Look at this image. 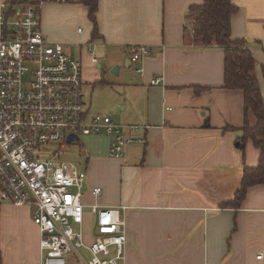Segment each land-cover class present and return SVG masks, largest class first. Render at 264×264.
I'll list each match as a JSON object with an SVG mask.
<instances>
[{
	"label": "crops",
	"instance_id": "obj_1",
	"mask_svg": "<svg viewBox=\"0 0 264 264\" xmlns=\"http://www.w3.org/2000/svg\"><path fill=\"white\" fill-rule=\"evenodd\" d=\"M203 2L100 0L97 39L85 5L41 6L43 34L82 61L83 87L114 81L127 112L122 124L148 126L145 143L127 146L119 158L110 156L106 135L89 136L79 164L87 170L86 204L128 206L127 264H264V184L250 187L240 208L223 207L240 188L244 167L258 165L260 151L252 141L239 148L244 93L223 86L224 49L185 39L190 8ZM233 2L239 12L232 34L255 55L264 95V0ZM139 47L151 52L133 62ZM115 66L117 81L104 71ZM197 86L207 88L197 93ZM95 186L103 189L98 198ZM33 216L30 206L0 205V264H41Z\"/></svg>",
	"mask_w": 264,
	"mask_h": 264
},
{
	"label": "built area",
	"instance_id": "obj_2",
	"mask_svg": "<svg viewBox=\"0 0 264 264\" xmlns=\"http://www.w3.org/2000/svg\"><path fill=\"white\" fill-rule=\"evenodd\" d=\"M43 3L0 0V205L33 208L41 234V264H127L128 206L86 204L87 170L62 160L60 149L49 146L67 141L70 134L102 132L109 139L110 156L119 158L127 146L145 143L148 126L120 125L109 115H89L84 108L83 63L43 34ZM150 52L136 48L132 61ZM92 62H99L97 56ZM102 192L99 186L91 189L95 198ZM81 250L90 254L88 260Z\"/></svg>",
	"mask_w": 264,
	"mask_h": 264
},
{
	"label": "trees",
	"instance_id": "obj_3",
	"mask_svg": "<svg viewBox=\"0 0 264 264\" xmlns=\"http://www.w3.org/2000/svg\"><path fill=\"white\" fill-rule=\"evenodd\" d=\"M65 2H78L87 7L88 17L93 24V39L99 38L97 15L100 0H65ZM238 12L239 7L233 0H204L201 5L191 6L188 16L189 25L185 27V39L188 44L197 48L224 49L223 86L226 89L241 90L244 93V125L243 134L238 138L239 148L244 150L247 142L252 141L260 151L258 165L244 167L240 188L232 200L223 204V207L234 208L241 207L250 187L264 184V95L260 87L255 55L247 46L245 39L234 38L232 34L233 17ZM262 70L264 74V68ZM206 88L197 86L196 92L200 93Z\"/></svg>",
	"mask_w": 264,
	"mask_h": 264
},
{
	"label": "rangeland",
	"instance_id": "obj_4",
	"mask_svg": "<svg viewBox=\"0 0 264 264\" xmlns=\"http://www.w3.org/2000/svg\"><path fill=\"white\" fill-rule=\"evenodd\" d=\"M137 64V63H136ZM33 67V65H31ZM104 68V67H103ZM106 74L109 77H112L117 81L119 75L112 73L109 68H105ZM124 70L126 68L124 67ZM130 71L133 75H136L135 68L132 67ZM28 77L31 78L32 72L27 74ZM111 81V80H110ZM114 81L110 85H102L97 84L95 86L92 85H84L83 92H84V108L86 111H90L92 115L101 114V115H111L116 123L120 125H125L123 123V116L127 113L125 110L122 109V104H118V101L121 100L120 92L121 86L114 85ZM118 84V83H117ZM80 139L78 141H74L72 143H68L66 140L53 143L49 147L51 149H60L61 159L72 162L74 164L79 165L80 162L83 160L84 156L87 153V142L90 139L89 136L91 135H98L103 136L105 133H93L90 135H85L82 132L79 133ZM106 142V140L104 141ZM90 226H93V222L88 221ZM88 225V226H89ZM81 253L84 259L88 260L90 258V254L85 251L81 250ZM73 263L76 264L75 260Z\"/></svg>",
	"mask_w": 264,
	"mask_h": 264
},
{
	"label": "water",
	"instance_id": "obj_5",
	"mask_svg": "<svg viewBox=\"0 0 264 264\" xmlns=\"http://www.w3.org/2000/svg\"><path fill=\"white\" fill-rule=\"evenodd\" d=\"M112 73L118 74L119 73V66H115L113 70H111ZM80 139V136L77 134H70L67 138L68 143H72L74 141H78Z\"/></svg>",
	"mask_w": 264,
	"mask_h": 264
}]
</instances>
